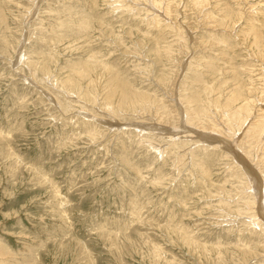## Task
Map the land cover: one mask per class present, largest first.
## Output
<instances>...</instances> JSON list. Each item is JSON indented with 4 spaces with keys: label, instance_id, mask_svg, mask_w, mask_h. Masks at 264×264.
<instances>
[{
    "label": "rangeland",
    "instance_id": "1",
    "mask_svg": "<svg viewBox=\"0 0 264 264\" xmlns=\"http://www.w3.org/2000/svg\"><path fill=\"white\" fill-rule=\"evenodd\" d=\"M263 193L264 0H0V264H264Z\"/></svg>",
    "mask_w": 264,
    "mask_h": 264
},
{
    "label": "bare ground",
    "instance_id": "2",
    "mask_svg": "<svg viewBox=\"0 0 264 264\" xmlns=\"http://www.w3.org/2000/svg\"><path fill=\"white\" fill-rule=\"evenodd\" d=\"M236 100V99H235ZM244 124H245V122H244ZM248 126V125H247ZM205 141H209V140H205ZM210 142V141H209ZM221 142V141H220ZM228 150H230V147H229V149ZM236 154V153H235ZM236 157H237V155H236ZM236 159H239V158H236ZM264 194V193H263ZM258 202V201H257ZM262 210V209H261Z\"/></svg>",
    "mask_w": 264,
    "mask_h": 264
}]
</instances>
